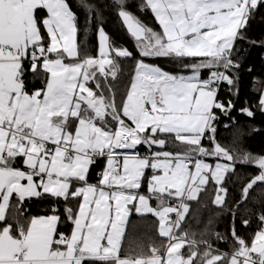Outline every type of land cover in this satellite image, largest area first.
I'll return each instance as SVG.
<instances>
[{
	"label": "snow or ice",
	"instance_id": "6c2138e0",
	"mask_svg": "<svg viewBox=\"0 0 264 264\" xmlns=\"http://www.w3.org/2000/svg\"><path fill=\"white\" fill-rule=\"evenodd\" d=\"M80 6L83 28L69 0H0V264H264V212L250 241L233 223L229 252L182 228L187 202L210 181L217 186L213 203L225 204L223 183L237 163L258 169L237 208L264 184V154L216 138L218 113L235 123L237 42L264 47L246 35L264 0H138L136 11H150L159 30L139 18L131 0H111L135 54L112 41L95 4ZM93 22L95 56L80 39ZM120 59L134 61V69L118 100L108 77L117 80ZM29 73L40 87L29 86ZM222 86L227 100L219 97ZM257 107L264 112V94ZM239 111L255 116L250 107ZM176 142L181 151L165 150ZM100 159L93 183L90 169ZM13 196L16 216L8 212ZM32 198L51 199L50 214L24 216ZM133 210L158 218L168 241L146 257L121 255Z\"/></svg>",
	"mask_w": 264,
	"mask_h": 264
},
{
	"label": "trees",
	"instance_id": "16d2710c",
	"mask_svg": "<svg viewBox=\"0 0 264 264\" xmlns=\"http://www.w3.org/2000/svg\"><path fill=\"white\" fill-rule=\"evenodd\" d=\"M73 10L77 12L81 28L85 24V11L80 6V0H69ZM138 0H131V7L139 18L148 26L159 30V25L154 20L150 11L140 13L136 11V3ZM84 3L95 4L101 14V23L110 36L112 41L121 47H127L134 54V40L126 31L121 18L117 11L111 6V0H84ZM96 23L93 22L87 27L86 31L80 33V39L83 41L85 50L89 55L95 56L97 52V33ZM250 40L264 41V9H261L253 20L250 21L246 32ZM237 48L242 49L240 55L241 67L238 72V96H231L235 103V108L231 111L230 116L235 118V123L226 116L220 115L217 122V140L221 145L227 148H236L241 151L250 152L253 154H264V112H261L257 107L260 96L264 91V47L254 46L250 42L240 40L237 42ZM121 72L118 74L116 81L108 77L109 84L114 87L117 93V99H120L124 91L123 85L128 82L133 75L134 61L120 59ZM156 63L161 64L169 70H173V64L158 60ZM103 79V78H102ZM29 86L40 87L39 79L34 78L31 73L28 75ZM95 88V85H91ZM219 97L222 100L229 98V93L226 86H222L219 92ZM242 107H250L254 111L255 116L252 118L242 114L239 109ZM231 125L225 128L224 124ZM253 129H256L253 131ZM202 143L206 147H210L207 139ZM178 142L169 143L165 150L178 152L182 150ZM209 161L215 162L210 158ZM103 159L92 166L90 169V181L95 183L97 173L104 167ZM258 174V169L254 166L243 165L237 163L235 172L228 174L223 183V187L227 189L225 195V204L220 206L213 203L215 199L216 185L210 181L206 186L205 191L201 192L198 199L188 201L189 213L185 217V223L182 228L191 235L195 233L197 240H207L214 248L222 252H229L234 246V241L231 235L233 223L237 233L247 240H251L254 232L258 228L259 221L257 219L261 212H264V184L258 183L249 191L248 198L243 203L241 200L242 190L250 179ZM143 192H147V185L142 187ZM13 204L8 212L11 216L17 215L15 207V197L12 198ZM151 204L156 205V201L152 200ZM52 201L49 198L37 199L32 198L25 200L23 209L27 210L24 216H40L50 214ZM60 211L63 212V204L60 205ZM235 212V217H233ZM174 219V214L172 215ZM23 219V217H21ZM244 219L250 220L249 226L245 227L242 223ZM62 231H67V228L61 227ZM216 233L225 237L224 240H218ZM167 238L159 235L158 218L151 214L141 216L134 210L129 216V221L125 230V237L122 242V256H130L133 258L146 257L150 254L153 246L161 247L167 244Z\"/></svg>",
	"mask_w": 264,
	"mask_h": 264
},
{
	"label": "built area",
	"instance_id": "2783aa9c",
	"mask_svg": "<svg viewBox=\"0 0 264 264\" xmlns=\"http://www.w3.org/2000/svg\"><path fill=\"white\" fill-rule=\"evenodd\" d=\"M143 149H145V150L147 151V149H146L145 146H138V150H139V152H140L141 154H143V153H142ZM125 230H126V227H125ZM150 254H151V250H150ZM150 254H149V255H150ZM149 255H148V256H149Z\"/></svg>",
	"mask_w": 264,
	"mask_h": 264
},
{
	"label": "crops",
	"instance_id": "0c3cea01",
	"mask_svg": "<svg viewBox=\"0 0 264 264\" xmlns=\"http://www.w3.org/2000/svg\"><path fill=\"white\" fill-rule=\"evenodd\" d=\"M157 150H159V149H157ZM145 152H146V150L143 149L142 153L144 154ZM211 163H214V162H211ZM13 197H15V196H13Z\"/></svg>",
	"mask_w": 264,
	"mask_h": 264
},
{
	"label": "rangeland",
	"instance_id": "374dc122",
	"mask_svg": "<svg viewBox=\"0 0 264 264\" xmlns=\"http://www.w3.org/2000/svg\"><path fill=\"white\" fill-rule=\"evenodd\" d=\"M263 94H264V91H263ZM208 162L211 163V161H209V160H208ZM214 163H215V162H214ZM171 215H173V214H171Z\"/></svg>",
	"mask_w": 264,
	"mask_h": 264
},
{
	"label": "water",
	"instance_id": "95a60500",
	"mask_svg": "<svg viewBox=\"0 0 264 264\" xmlns=\"http://www.w3.org/2000/svg\"><path fill=\"white\" fill-rule=\"evenodd\" d=\"M129 221V220H128ZM128 224V223H127ZM127 226V225H126Z\"/></svg>",
	"mask_w": 264,
	"mask_h": 264
}]
</instances>
